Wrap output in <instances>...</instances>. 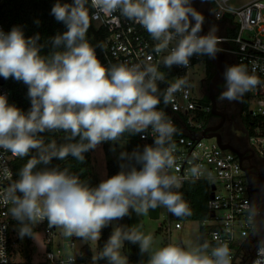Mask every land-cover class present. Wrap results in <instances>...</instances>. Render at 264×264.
<instances>
[{"label":"clouds","instance_id":"9594fccd","mask_svg":"<svg viewBox=\"0 0 264 264\" xmlns=\"http://www.w3.org/2000/svg\"><path fill=\"white\" fill-rule=\"evenodd\" d=\"M88 4L89 0H57L52 6L50 14L67 30L50 38L47 55L41 54L45 45L39 43V33L26 37L21 26L8 32L0 29V77L26 85L31 104L25 113L0 95V149L18 158L36 151L15 180L10 169L0 168V178L10 181L0 193V202L11 205L8 211L20 224L21 238L32 236V226L45 220L49 228L63 229L65 237L88 242L99 241L102 229L130 215V210L140 215L162 206L176 217L191 215L182 194L173 190L181 182L170 174L176 164L172 138L177 129L158 110L161 101L168 105L188 81L180 79L161 91L159 83L166 82V76L158 65L106 67L96 54V47L102 46H93L87 33L93 19L118 11L148 32L157 42L156 53H168L161 62L171 69L189 67L194 56L215 60L220 52L216 29L213 26L201 34L205 17L194 7V0H91L95 10L91 16ZM255 72L256 66L250 74L246 65H225L221 74L225 91L219 99L242 101L246 93L264 83ZM149 128L154 134L152 144L121 152V170L95 187L67 168L37 167L68 156L83 163L85 153L105 142L116 144L125 134L147 139ZM55 131L66 133L68 143L45 144L40 134ZM189 171L196 179L202 174L199 165ZM245 211L252 235L257 237L253 264H264V209L253 200L245 202ZM125 241L138 244L141 254L149 255L147 264H232L227 243L168 244L152 252L151 235L121 226L114 228L102 250L93 256V264L100 260L128 264L122 254ZM3 255L0 245V257Z\"/></svg>","mask_w":264,"mask_h":264},{"label":"built area","instance_id":"2783aa9c","mask_svg":"<svg viewBox=\"0 0 264 264\" xmlns=\"http://www.w3.org/2000/svg\"><path fill=\"white\" fill-rule=\"evenodd\" d=\"M227 2L228 0H205L202 3V7L209 11L207 19L220 20L228 14L232 16L234 22L230 25L231 28L238 27L236 34L216 35L220 39L218 48L225 52L230 65H246L250 74H252L253 66H256L255 75L264 82V0H253L237 8L229 6ZM89 3L91 5V0ZM94 11L91 8L90 16ZM92 22L95 28L102 32L97 42V45L102 47L96 45V54L106 67L120 63L129 66L142 63L158 65L159 70L166 76V82L159 83L161 91L180 79L188 81L187 86L174 93L172 102L165 105L161 101L158 108L165 112L177 129L172 138L175 145L173 155L176 164L170 170V174L176 175L181 184L192 180L209 182L210 193L214 191V196L209 197L208 201L209 218L203 221V224L207 225V241L213 246L217 243H227L231 250L232 264H253L256 258L257 237L252 235V228L245 211V202L253 201L255 194L260 201V196L258 193H251L243 169V166L247 165L240 161L239 156L230 149L221 148L216 137H202L204 129L212 123L210 117L212 104L203 101V97L208 95L207 79H202L201 87L197 91L192 71L198 63L206 59V56L192 57L187 68L168 69L161 62L168 53H156L154 47L157 42L138 23L125 19L118 11L111 16L101 14ZM0 29L6 32L1 22ZM6 82L0 83V95H6L11 104L12 91L7 87ZM246 96L249 99L250 112L253 115L264 116V83L246 93ZM146 135L147 139H141L140 135L138 137L143 143L148 144L153 141L154 136L151 128ZM252 137L260 140L259 143L262 144L264 135L257 133ZM247 138L248 149L255 150L264 162V147L259 150L251 142V136ZM13 158L10 152L0 149V168L10 169L12 180H15L11 166ZM193 165L200 166L202 174L198 179L193 178L189 171ZM9 184L10 181L0 178V193H3ZM212 185H215L214 190ZM10 206L0 202V229H3L0 232L3 237L0 245L4 253L3 257H0V264H5V261L6 264H87L81 259V251L67 253L63 246L56 243V227L49 228L46 220L36 224L37 227H43L46 234L44 258L31 257L27 261L20 254L15 253L13 218L8 211ZM211 212H214L213 216ZM175 228H182L181 221L175 222ZM167 232L169 234L168 245L172 244L170 224ZM180 244L177 245L180 246Z\"/></svg>","mask_w":264,"mask_h":264},{"label":"trees","instance_id":"16d2710c","mask_svg":"<svg viewBox=\"0 0 264 264\" xmlns=\"http://www.w3.org/2000/svg\"><path fill=\"white\" fill-rule=\"evenodd\" d=\"M57 2V0H2L0 1V22L3 24L6 32L10 31L13 26H21L25 36L31 37L36 33L40 34V44H44L45 47L42 49L41 54L47 55L51 51L50 38L55 36L57 33H63L66 31V27L63 23H58L55 18L50 14L52 6ZM61 3H71L72 0H60ZM89 14L91 12V5L88 4ZM211 11V9L209 8ZM39 21V24L36 21ZM232 16L225 15L220 20L206 19L205 24L209 30L211 27L216 25L224 24V30L219 31L218 34H236L238 27H232L233 24ZM216 28V27H215ZM102 32L97 30L91 22V26L87 33V39L89 42L96 46ZM210 74L207 78V82L211 79L215 73V67L210 63L208 57H206ZM7 87L12 91L11 104H14L16 107L20 108L25 113L30 109L31 104L30 100L27 97V86L22 82H16L13 79H8L6 82ZM224 83L220 85L222 89ZM217 99L218 108L221 109L225 105V100L220 101L219 97ZM203 101L207 104H210V99L208 95L203 97ZM240 108V127L244 130V133L247 136H253L257 133L264 135V116L253 115L249 110V99L244 95L242 101L238 102ZM223 109V108H222ZM211 121L216 119V116L210 114ZM40 136L43 138L45 144L55 141L57 145L68 143L65 139L66 133L62 131L55 132H45L41 133ZM78 139V138H77ZM125 141L127 144V150L131 153L134 149L139 148L143 149V146L146 145L143 143L138 135H128L125 134L120 141ZM106 153L111 151V149L116 145L111 142L102 143ZM152 144V141L148 143ZM93 151V150H92ZM92 151L85 153V161L83 163L77 161L72 156H68L64 160L53 159L50 165H38L39 168L43 167H59L60 169L67 168L71 173H74L79 176L82 182L88 184L90 187L97 186L100 181L98 176L93 172L92 168ZM36 155V151L32 150L29 156L23 158L14 157L11 161V166L14 172L15 179L18 178L19 170L28 162V160ZM108 167V176L109 178L118 173V165L115 159H110L107 161ZM139 167V166H137ZM259 178L258 176H253V183L255 186H258ZM174 191H179L183 199L189 204L191 209V215L185 217H176L169 212V219L175 220L176 222L185 220V219H196L201 222V239L200 243L204 240H207V225L203 224V221L209 218V208L208 201L210 197V184L205 180H192L185 181L181 184L178 189H173ZM263 196V195H262ZM254 200L257 202V206L260 208L261 204L257 195L255 194ZM118 225L121 227H130L129 225V215L125 216L121 220H117ZM13 236L14 239V251L17 254H20L22 258L29 261L32 257L34 250V242L32 241V236L37 230V226H32V236H25L21 238L18 234V229L20 224L18 221L13 219ZM112 223L107 227L102 229L101 238L97 241L95 249L89 244L85 243L81 247V259L85 260L87 264H93V256L98 254L105 242L108 240L110 235L113 232ZM78 239L73 237V240ZM124 251L127 255L128 264H139V254L136 248V245L125 241L124 242ZM98 264H107L106 260H100Z\"/></svg>","mask_w":264,"mask_h":264},{"label":"rangeland","instance_id":"374dc122","mask_svg":"<svg viewBox=\"0 0 264 264\" xmlns=\"http://www.w3.org/2000/svg\"><path fill=\"white\" fill-rule=\"evenodd\" d=\"M253 0H228V5L234 8L241 7ZM215 35L218 34L219 31L224 30V24L216 25ZM210 68L207 59L202 60L198 63L194 70L192 71V77L194 79L195 89L198 91L202 84V79L209 78ZM236 107V106H235ZM233 108H229L232 110ZM240 113V110H239ZM239 129L236 130L239 136L247 137L244 133V129L240 127V119L238 121ZM260 140L251 136V142L255 144V146L261 150V147H264V138L262 144L259 143ZM114 149V150H113ZM121 152H128L127 144L125 141H119L116 145L106 153L103 144L99 145L95 150L92 151V168L93 172L98 176L99 181L108 179V167L107 161L110 159H115L118 165V172L121 170L120 164L124 163L119 159V155ZM129 153V152H128ZM169 211L167 208L160 207V215L158 218H152L149 214V210L144 213L137 215L134 211L130 210L129 215V225L132 228H135L139 232L144 235H151L152 237V246L151 251L154 252L164 246H167L169 240V234L167 232V227L170 224L172 226V232L170 233V240L173 245L180 244V246L184 247H195L200 244L201 239V222L196 219H185L182 220V228H175V220L169 219ZM118 222L113 221L112 227L113 229L118 227ZM45 231L43 227H38L34 235L32 236V241L34 242V250L32 253V258L34 259H43L46 251L45 244ZM56 243L63 246L64 251L67 253L79 252L81 247L85 243H89L93 249H95L97 241H82L80 239L73 240V237L68 238L63 235V229L56 228L55 235ZM138 254H139V264H147L149 259V255L147 253L141 254L139 245L135 244ZM124 247V245H123ZM122 254L126 255L124 248H122Z\"/></svg>","mask_w":264,"mask_h":264},{"label":"water","instance_id":"95a60500","mask_svg":"<svg viewBox=\"0 0 264 264\" xmlns=\"http://www.w3.org/2000/svg\"><path fill=\"white\" fill-rule=\"evenodd\" d=\"M194 7H196L197 10L200 11L204 15L205 20L208 18L209 11L207 8L202 7L201 0H194ZM203 28H204V32L201 34H206L208 32V28H207L205 22H204ZM210 63L214 65L215 73L213 74L211 79L207 82V91H208L207 94H208V97H209L211 104H212L211 112L213 115L220 117V120L216 125L207 126L203 131L202 137L203 138L216 137L217 142L221 148L230 149V150L234 151L239 156L240 161L243 162V156L242 155L244 152H246L249 149H247L245 151L239 150L237 147H235L230 142L223 141L221 134L217 131V129L220 126H222L224 121H225V114L223 111H221L218 108L216 98H217V95L219 94V92L221 90L220 85L224 83V80H223L222 75H221L222 72L224 71V66L230 65V62L226 58L225 52L220 49V52H219L217 58L215 60H210ZM5 82H6V80L1 77L0 83L4 84ZM243 169L246 173L248 184H249V189H250L251 193L252 194L258 193L259 189L253 183V174L255 171L253 170L252 166H250V165L249 166H243ZM212 189L213 190L215 189V185H212ZM213 196H214V191H211L210 198ZM149 214L152 218H158L160 215V207L156 208V209H149ZM213 215H214V212H211V216H213Z\"/></svg>","mask_w":264,"mask_h":264},{"label":"flooded vegetation","instance_id":"af4514ba","mask_svg":"<svg viewBox=\"0 0 264 264\" xmlns=\"http://www.w3.org/2000/svg\"><path fill=\"white\" fill-rule=\"evenodd\" d=\"M223 91H225V82L224 87L220 90L217 97H219L220 93ZM220 101L222 102V100ZM230 107L233 109L229 110ZM222 108L220 110L225 114V121L223 125L217 129V131L221 134L223 141L230 142L241 151L247 150L249 148L248 138L239 136L236 132V130L239 129L237 126L240 119V108L238 106V102H229L228 100H225V105H223ZM219 120L220 117L216 116V119L212 121L211 125H216ZM242 156L244 164L252 166L255 171L253 176H258L259 178L257 186L259 189L258 196H260V201L262 203L261 208L264 209V191H262V189H264V162L255 150H247ZM262 195L263 197H261Z\"/></svg>","mask_w":264,"mask_h":264}]
</instances>
